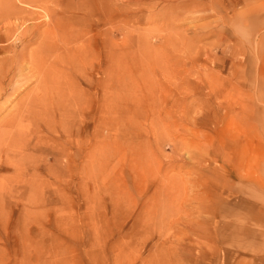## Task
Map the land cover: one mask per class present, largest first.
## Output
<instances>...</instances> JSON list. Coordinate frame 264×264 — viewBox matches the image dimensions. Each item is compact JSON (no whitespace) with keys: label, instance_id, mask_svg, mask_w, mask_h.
<instances>
[{"label":"rangeland","instance_id":"obj_1","mask_svg":"<svg viewBox=\"0 0 264 264\" xmlns=\"http://www.w3.org/2000/svg\"><path fill=\"white\" fill-rule=\"evenodd\" d=\"M0 264H264V0H0Z\"/></svg>","mask_w":264,"mask_h":264},{"label":"bare ground","instance_id":"obj_2","mask_svg":"<svg viewBox=\"0 0 264 264\" xmlns=\"http://www.w3.org/2000/svg\"><path fill=\"white\" fill-rule=\"evenodd\" d=\"M6 3V2H5ZM2 5V4H1ZM5 6V5H4ZM14 7H15V5H14ZM17 7V6H16ZM16 7H15V10H17L16 9ZM6 8V7H5ZM4 8V9H5ZM18 11V10H17ZM20 13V12H19ZM16 14V13H15ZM17 14H18V12H17ZM57 14V13H56ZM64 21V20H63ZM46 34V33H45ZM79 37V36H78ZM80 37H82V35H80ZM78 39V38H77ZM68 39L67 38H63V39H61L60 41H61V44L63 43H66V41H67ZM44 43V42H43ZM52 43V42H51ZM55 43V42H54ZM45 44V43H44ZM58 44H59V42H58ZM66 45V44H65ZM57 47V46H56ZM51 48H53V47H51ZM67 48V47H66ZM67 54V53H66ZM68 55V54H67ZM65 56V55H64ZM67 57V56H66ZM96 58V57H95ZM12 59V58H11ZM45 59V58H44ZM56 59V58H55ZM61 59V58H60ZM64 59V58H63ZM45 60H47V59H45ZM57 60V59H56ZM62 60V59H61ZM84 60V59H83ZM33 61V60H32ZM52 62H53V60H51ZM58 62H60V60L58 61ZM57 62V63H58ZM65 63H67L68 61H64ZM36 63V62H35ZM37 63H39L38 64V67H43V64H44V62H41L40 60H38L37 61ZM55 63V62H54ZM53 63V64H54ZM61 63V62H60ZM51 64V63H50ZM34 65V64H33ZM35 69H37V67H35V66H33ZM50 67V66H49ZM55 67H56V65H55ZM43 69V68H42ZM59 70V69H58ZM38 71V70H37ZM60 71V70H59ZM66 71V70H65ZM58 72V71H57ZM56 71H55V75H49V77L46 75V77H45V79H47V82H51L52 84H51V87H50V89H49V92H48V96H50L51 98H50V100H51V102H50V106L48 107H45V108H43V111H44V113L45 114H47V111H48V109H52V111L50 112V113H48L49 115L48 116H52V115H55V112H53L54 111V106L57 108V118H58V120L60 121V123H61V125L63 124V121H64V118L67 116V114H69V113H67V114H65L66 112L65 111H67V112H71V111H69V109H70V107H73V105H78L79 104V101L78 100H80L81 99V97H80V95L75 91V89L72 87V81H71V77L69 76L70 74H69V72L67 71V74H68V76L65 74V72H64V76L66 75L67 77H65L66 79H61V80H66L65 81V86L64 85H58L60 82H59V79H57V77H60V75H63V73H61V71H60V73H57ZM7 74V73H6ZM33 74H35V73H33ZM36 74L38 75V72H36ZM35 74V78H36V75ZM49 74V73H48ZM58 74H60L59 76H58ZM44 75V76H45ZM39 77V76H38ZM68 81V82H67ZM15 82V81H14ZM67 82V83H66ZM97 82H98V80H97ZM12 83V82H11ZM47 85V84H46ZM5 86V85H4ZM41 87V86H40ZM49 88V87H48ZM37 89V88H36ZM43 89V91H41V92H43L44 94L46 93L45 91V89H46V87H43L42 88ZM67 90H68V92H67ZM27 92V91H26ZM40 92V93H41ZM90 93V92H89ZM30 94V93H29ZM42 94V93H41ZM47 94V93H46ZM87 94V93H86ZM36 97H39V96H36ZM40 97H41V95H40ZM103 97V96H102ZM97 108V107H96ZM25 109H27V108H25ZM24 109V110H25ZM24 110H22V111H18V113H20V114H24L25 112H24ZM29 111H31V113H33V111L32 110H29ZM13 112V111H12ZM27 112V111H26ZM77 113V112H76ZM51 114V115H50ZM78 115V114H77ZM74 116H76V115H74ZM80 116V115H79ZM72 117V116H71ZM53 118V117H52ZM18 120V119H17ZM66 121V120H65ZM11 122H13V120H10L9 122H6V124H5V126H9V127H12L13 126V123H11ZM49 123V122H48ZM47 123V124H48ZM65 123V122H64ZM80 125V124H79ZM77 126L76 127V129L75 130H77L78 132H80L81 131V129H84L83 127H84V124H83V122H81V125L83 126ZM46 126V125H45ZM18 128V127H17ZM81 128V129H80ZM47 129H49V130H51L48 126H47ZM66 133V136H68V137H70L71 135V132H65ZM73 134H74V132H72ZM79 134V133H78ZM78 134H76V135H78ZM14 137H15V133H14ZM31 138V137H30ZM70 139V138H69ZM9 142V145L8 146H10V149L12 148V147H14L15 146V142H16V139L15 138H10V140H8ZM5 142V141H4ZM23 144V143H22ZM28 144V143H27ZM14 145V146H13ZM96 145V144H95ZM9 148V147H8ZM9 149V150H10ZM16 149V148H15ZM16 151V150H15ZM13 156V155H12ZM31 156V155H30ZM30 161V160H29ZM12 162V161H11ZM16 162V161H15ZM32 162V161H31ZM21 168V167H20ZM34 182H36V181H34ZM38 182V181H37Z\"/></svg>","mask_w":264,"mask_h":264}]
</instances>
